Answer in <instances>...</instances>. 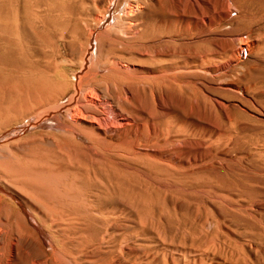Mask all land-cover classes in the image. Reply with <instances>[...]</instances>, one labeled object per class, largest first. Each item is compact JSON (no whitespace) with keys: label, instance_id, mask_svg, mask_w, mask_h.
Masks as SVG:
<instances>
[{"label":"rangeland","instance_id":"1","mask_svg":"<svg viewBox=\"0 0 264 264\" xmlns=\"http://www.w3.org/2000/svg\"><path fill=\"white\" fill-rule=\"evenodd\" d=\"M129 1L0 0V124H14L0 133L10 144L8 156L26 169H55L76 180L82 203L67 204L69 220L53 222L58 245L67 250L102 261L122 250V264H148L151 256L159 257L152 264L162 263V253L173 249L192 252L191 264H264V0H140L134 18L119 20ZM101 13L108 21L115 16L112 31L100 25ZM91 30L100 38L90 48ZM89 48L99 79L109 75L105 64L127 63L109 92L129 122L119 126L106 109V123L113 122H101L98 139L84 129L75 139L50 125L23 130L39 98L71 90ZM24 209L35 235L9 216L0 264H51L48 233ZM27 236L41 239L37 247Z\"/></svg>","mask_w":264,"mask_h":264},{"label":"bare ground","instance_id":"2","mask_svg":"<svg viewBox=\"0 0 264 264\" xmlns=\"http://www.w3.org/2000/svg\"><path fill=\"white\" fill-rule=\"evenodd\" d=\"M6 1V0H5ZM40 1V0H39ZM199 1V0H198ZM57 2V1H56ZM113 2V1H112ZM127 2V0H126ZM142 2V1H141ZM111 3V2H110ZM151 3V2H150ZM34 4V3H33ZM32 4V5H33ZM36 4V3H35ZM55 4V3H54ZM66 4V2H65ZM68 4V3H67ZM116 4V3H115ZM195 4V3H194ZM40 5V4H39ZM59 5V4H58ZM230 5V2H229ZM233 5V4H232ZM10 6V5H9ZM65 6V5H64ZM140 6V0H130L128 2V6L125 8L124 13L122 15V17L117 18L119 20H126L129 19L135 12V10ZM59 7V6H58ZM48 8V7H47ZM45 9V8H44ZM43 9V10H44ZM38 11V10H37ZM122 11V10H121ZM21 12V10H20ZM53 12V11H52ZM107 12V11H105ZM29 13V12H28ZM57 13V12H56ZM122 13V12H121ZM145 13V12H144ZM46 14V13H45ZM44 14V15H45ZM111 15V13H109ZM108 14V15H109ZM26 15V14H25ZM90 15V14H89ZM102 15V13H101ZM119 15V14H118ZM69 16V15H68ZM134 18V16H132ZM36 18V17H35ZM89 18V17H88ZM109 18V17H108ZM107 18V16H101L99 18V23L100 25L105 26L106 29L111 30L115 28L116 25V18L115 16H113V20L112 21H108L109 19ZM133 18L131 20H133ZM146 18V17H145ZM262 18V17H261ZM1 19V18H0ZM11 19V17H10ZM43 19V18H42ZM94 19V18H93ZM104 20V24H101V21ZM260 19V18H259ZM10 21V20H9ZM38 21V20H37ZM40 21V19H39ZM68 21V20H67ZM90 21V20H89ZM129 26H133L135 25V21H129ZM2 23V22H1ZM20 22H18L19 24ZM32 23V22H31ZM58 23V22H57ZM121 23V22H120ZM230 23V22H229ZM27 24V23H26ZM45 24V21H44ZM43 25V24H42ZM122 25V24H121ZM8 26V25H7ZM118 26V25H117ZM46 27V26H45ZM87 27V26H86ZM121 27V26H120ZM127 27V26H126ZM126 27H124V29H126ZM130 27V28H131ZM156 27V26H155ZM55 28V27H54ZM88 28V27H87ZM129 28V29H130ZM135 28V27H134ZM25 29V27H24ZM90 29V28H89ZM96 29V28H95ZM98 29V28H97ZM117 29V27H116ZM119 30H122L120 28H118ZM179 29V28H178ZM175 29V30H178ZM15 30V29H14ZM100 30V29H99ZM23 31V29H22ZM65 31V30H64ZM63 31V32H64ZM114 31V30H113ZM125 31V30H124ZM129 31V30H127ZM107 32V31H106ZM122 32V31H121ZM132 32V31H131ZM137 32V31H135ZM177 32V31H176ZM6 33V31H5ZM54 33V32H53ZM24 34V33H23ZM88 34V33H86ZM126 34V32H125ZM6 35V34H5ZM25 35V34H24ZM100 34L93 32V30H91L90 32V36L89 38H87L86 43H89V47L91 48V46H93V43L91 41V39H95V42H97L98 38ZM115 35V34H114ZM167 36V35H166ZM37 37V36H36ZM63 37V36H62ZM171 37V36H170ZM1 38V36H0ZM11 38V37H10ZM9 38V39H10ZM102 38V37H101ZM246 38V37H245ZM79 39V38H78ZM82 39V38H81ZM114 39V38H113ZM170 39V38H169ZM13 40V39H12ZM247 40V38H246ZM254 40V39H253ZM1 41V40H0ZM42 41V40H41ZM80 41V40H78ZM85 41V40H84ZM240 44L243 43L244 39L240 40ZM13 42V41H12ZM27 42V41H26ZM21 43V42H20ZM98 43V42H97ZM239 43V42H238ZM34 44V43H33ZM177 44V43H175ZM29 45V44H28ZM41 45V44H40ZM87 45V44H86ZM258 45V44H257ZM23 46V45H22ZM98 45H96L95 47H97ZM18 47V46H17ZM30 47V45H29ZM58 47V46H57ZM100 47V44L99 46ZM130 47V46H129ZM90 48L88 49V57L85 59L83 65H82V70L80 71V73L78 74L79 76L76 75V80H73L72 82H70L71 84V90L67 93V92H63L65 91L61 89L62 92H59L57 94V96L55 97H46V96H42L41 98H39V101H36V106L33 107L31 113H30V117H29V124H27L26 126L24 125V127H22L23 130H25L26 127L31 126V127H36L39 124L42 126H48L50 125L52 128L54 126L53 129H55L56 127L59 128V130L63 131V133H65V136L72 137L73 139H75V135H77L79 133L80 129H84L86 131V133H88V135L90 134L91 137H93V139L98 135L97 132H101L102 130V126H101V122L105 121V125L108 124L109 122H113L110 120L109 118V122L106 123V119L108 116V112L110 111L111 113H113V116H115L114 118L118 119L120 122V125H122V123H128L129 122V115L127 116L126 114L123 113H119L116 104H113L111 101V95L110 92L112 93V87H111V81L114 79V77H119L121 76V74H126L125 72H127V63L124 64L122 63L120 60H112L108 66V64H105L104 66H107L103 72H108L109 75L104 77L103 80L99 79V73L100 71H95L92 66H91V59L92 56H94V53L90 50ZM132 48V46H131ZM167 48V47H166ZM262 48V47H261ZM84 49V48H83ZM100 49V48H99ZM178 49V48H177ZM246 49V48H245ZM8 50V49H6ZM105 50V49H104ZM132 50V49H131ZM243 50V49H241ZM83 51V50H82ZM133 51V50H132ZM136 51V50H135ZM226 51H229L226 50ZM9 52V51H8ZM27 52V51H26ZM85 52V50L83 51ZM167 52V51H166ZM11 53V52H10ZM173 53V52H172ZM239 53V52H238ZM3 55V54H2ZM15 55V54H14ZM30 55V54H29ZM33 55V54H32ZM164 55V54H163ZM34 56V55H33ZM85 56V55H84ZM83 56V57H84ZM115 56V55H114ZM118 56V55H117ZM153 56V55H152ZM31 57V56H30ZM123 57V56H122ZM13 59H15L14 57H12ZM8 59L9 63L11 60L13 59ZM80 58V57H79ZM18 59V58H17ZM27 59V58H26ZM98 59V58H97ZM103 59V58H102ZM110 59V58H109ZM121 59V58H120ZM158 59V58H157ZM156 59V60H157ZM162 59V58H161ZM170 59V58H169ZM23 60V59H22ZM28 60V59H27ZM48 60V59H47ZM81 60V59H80ZM94 60V59H93ZM127 60V59H126ZM210 60V59H209ZM19 61V60H18ZM40 61V60H39ZM82 61V60H81ZM107 62V59L104 60ZM167 61V60H166ZM13 62V61H12ZM96 62V60H95ZM101 62V61H99ZM164 62V61H162ZM214 62V61H213ZM4 63V62H2ZM41 63V62H40ZM14 63H12L13 65ZM31 64V63H30ZM77 64V63H76ZM103 64V63H102ZM154 64V63H153ZM20 65V64H19ZM43 65V64H42ZM80 65V66H81ZM1 66V65H0ZM4 66V64H3ZM14 66V65H13ZM16 66V65H15ZM22 66V64H21ZM24 66V65H23ZM41 66V65H40ZM44 66V65H43ZM100 66V65H99ZM226 66V65H225ZM8 67V66H6ZM27 67V66H26ZM58 67V66H57ZM3 68V67H2ZM39 69H41V67H38ZM100 68V67H99ZM103 68V67H102ZM101 68V69H102ZM200 69V68H199ZM1 70V69H0ZM37 70V69H36ZM47 71V70H46ZM184 71V70H183ZM132 72V71H131ZM189 72V71H188ZM194 72V71H193ZM13 73V72H12ZM17 73V72H16ZM64 73V72H63ZM134 73V72H133ZM176 73V72H175ZM221 73V72H220ZM32 74V73H31ZM66 74V73H65ZM101 74V73H100ZM106 74V73H105ZM33 75V74H32ZM103 75V74H102ZM133 75V74H132ZM155 75V74H154ZM175 75V74H174ZM217 75V74H216ZM1 76V74H0ZM10 76V75H9ZM52 76V74H51ZM57 76V75H56ZM60 76V75H58ZM110 76V77H109ZM128 76V75H127ZM137 76V75H135ZM134 76V77H135ZM142 76V75H141ZM166 76V75H165ZM169 76V75H168ZM11 77V76H10ZM33 77V76H32ZM29 77V78H32ZM37 77V75H36ZM43 77V76H42ZM41 77V78H42ZM46 76H44L43 78H45ZM61 77V76H60ZM59 77V78H60ZM146 77V76H145ZM8 78V77H7ZM15 78V77H14ZM40 78V79H41ZM102 78V77H101ZM122 78V77H121ZM129 78V77H128ZM150 78V77H149ZM169 78V77H168ZM28 79V78H27ZM26 79V80H27ZM39 79V80H40ZM54 79V78H53ZM68 79V78H67ZM85 79V84L84 80ZM155 79V78H154ZM7 80V79H6ZM101 80L103 81L101 84ZM115 80V79H114ZM135 80V79H134ZM153 80V79H152ZM9 81V80H8ZM22 81V80H21ZM42 81H44L42 79ZM41 81V82H42ZM49 80H47L46 83ZM55 81V80H54ZM57 81V80H56ZM62 81V80H60ZM170 81V79H169ZM149 82H151V80H149ZM19 83V82H18ZM33 83V82H32ZM43 83V82H42ZM41 83V84H42ZM20 84V83H19ZM28 84V83H27ZM30 84V83H29ZM37 84V83H36ZM44 84V83H43ZM42 84V86H43ZM49 84L45 85L49 87ZM117 84V83H116ZM159 84V82H158ZM175 84V83H174ZM65 85V84H64ZM69 85V83H68ZM118 85V84H117ZM128 85V84H127ZM33 86V85H32ZM37 86V85H36ZM66 86V85H65ZM63 86V87H65ZM130 86V85H129ZM135 86V85H134ZM140 86V85H139ZM150 86V85H149ZM148 86V87H149ZM41 87V86H39ZM44 87V86H43ZM44 87V88H45ZM111 87V88H110ZM152 87V86H151ZM119 88V87H118ZM162 88V87H161ZM36 89V88H35ZM48 89V88H46ZM59 89V88H58ZM56 90V89H55ZM109 90H111L109 92ZM119 90V89H118ZM150 90V89H149ZM54 91V90H53ZM57 91V90H56ZM120 91V90H119ZM123 91V90H122ZM133 91V89H132ZM44 92H42L41 94H43ZM53 93V92H52ZM132 93V92H131ZM70 94V96L65 100V102L63 103H59L62 102L64 100V98ZM119 94V93H118ZM121 94V93H120ZM119 94V95H120ZM133 94V93H132ZM55 95V94H54ZM113 95V94H112ZM20 96V95H19ZM127 96V95H126ZM131 96V95H130ZM130 98V97H129ZM17 99V97H16ZM126 99V98H125ZM20 100V99H19ZM115 100V99H114ZM113 100V101H114ZM120 101V100H119ZM131 100H129L130 102ZM13 103V102H12ZM119 103V102H118ZM125 103V102H124ZM133 103V102H132ZM135 103V102H134ZM128 105V103H127ZM11 107V106H9ZM2 109V108H1ZM106 109H108L109 111L106 113ZM120 109V108H119ZM104 111V113H103ZM120 111V110H119ZM136 111V110H135ZM123 112V111H122ZM60 113V114H59ZM110 113V114H111ZM127 113V112H126ZM1 114V113H0ZM9 114V113H7ZM2 115V114H1ZM29 115V114H28ZM61 115V116H60ZM112 115V114H111ZM110 115V116H111ZM10 116V115H9ZM112 116V117H113ZM138 116V115H137ZM144 116V115H143ZM1 117V116H0ZM5 117H8L5 116ZM4 117V118H5ZM12 117V116H11ZM10 117V118H11ZM25 118L26 116L23 114L21 115V118ZM141 117V116H140ZM9 118V119H10ZM20 118V119H21ZM139 118V117H138ZM19 119V118H18ZM17 119V120H18ZM28 119V118H27ZM26 119V120H27ZM112 119V118H111ZM141 119V118H140ZM7 121V119H5ZM11 120V119H10ZM8 120V121H10ZM13 120V119H12ZM47 120H52L54 123H47ZM108 120V119H107ZM114 120V119H112ZM146 120V119H145ZM22 121V120H21ZM24 121V120H23ZM115 121V120H114ZM117 121V120H116ZM115 121V122H116ZM135 121V119H134ZM12 122V121H11ZM19 122V121H18ZM26 122V121H25ZM49 122V121H48ZM114 122V123H115ZM131 122V121H130ZM113 123V124H114ZM87 126L86 128H84V126ZM110 124V123H109ZM108 124V125H109ZM112 124V125H113ZM117 124V123H116ZM119 124V123H118ZM130 124V123H129ZM149 123H147L148 125ZM13 123L12 125H1L0 124V133H3V131L1 132V130L4 128V126H9L10 128L13 127ZM111 125V124H110ZM172 125V124H171ZM124 126V125H123ZM122 126V127H123ZM173 126V125H172ZM110 127V126H107ZM113 127V126H112ZM155 127V126H154ZM6 128V127H5ZM7 129V130H10ZM21 128V127H20ZM50 128V127H49ZM115 128V126H114ZM133 128V127H132ZM174 128V127H173ZM27 129V128H26ZM52 129V130H53ZM107 129V128H105ZM112 129V128H110ZM119 129V127H118ZM5 130V129H4ZM29 130V129H27ZM48 130V129H47ZM108 130V129H107ZM113 130V129H112ZM6 131V130H5ZM30 131V130H29ZM83 131V132H85ZM110 131V130H109ZM156 131V130H155ZM173 131V130H172ZM13 132H17V130H14ZM60 131H57V133ZM81 132V130H80ZM151 132V131H150ZM12 133V132H11ZM20 133V131H19ZM54 133V132H53ZM107 133V131H106ZM17 134V133H16ZM21 134V133H20ZM62 134V133H61ZM100 134V133H99ZM142 134V133H141ZM9 135V134H8ZM64 135V134H63ZM87 135V134H86ZM87 135V136H88ZM102 135V134H100ZM109 135V134H108ZM107 135V136H108ZM5 136V135H4ZM119 136V135H118ZM90 137V136H89ZM1 138V137H0ZM62 138V137H61ZM87 138V137H85ZM100 138V137H99ZM102 138V137H101ZM115 138V137H114ZM143 138V136H142ZM149 138V137H148ZM162 138V137H161ZM39 139V138H38ZM72 139V140H73ZM81 139V138H80ZM88 139V138H87ZM98 139V138H95ZM111 139V138H110ZM42 140V139H39ZM56 140V139H55ZM85 140V139H84ZM91 140V139H90ZM145 140V139H144ZM5 138H1L0 139V213L2 212L3 215L0 217V234H2V237L6 234H8L7 236H9V231L12 228V225L10 226V223L7 222V219L9 216H14V218L19 219L21 221H23L25 223V225L27 226L28 230L30 233L34 234L33 232L35 231V226L33 221L28 217V212H26V209H24V205L27 206V210H29V214L37 221V223L39 222V225H42L43 228L46 229L48 235L49 236V243L51 244L50 248V253L48 251V253L50 255L53 256V262H55V264H122L120 261V258L123 257V253L122 250L118 253H116L114 256H112L109 260L106 261H102L97 259V257L95 256L92 257L91 255L87 254L86 251H70L71 248L65 249L63 247H61L60 245H58V236L55 233V230L53 228V224L55 225V223L59 220H64L66 219V205H70L69 203H73L72 205H74L75 203H79L82 201H80L78 195L75 194L74 190H73V186L74 184H72L73 182H75L74 180H69L68 177L69 175H67V179L66 177L62 176L64 174L60 175V171H56L55 169H50V170H37V171H33L26 168H24L23 166H20L19 162L13 161L8 155V153H11L9 151L10 150V144H5L6 142ZM36 141V140H35ZM44 141V140H43ZM95 141V140H94ZM114 141V140H113ZM152 141V140H151ZM157 141V140H156ZM87 142V141H85ZM92 142V141H90ZM99 142V141H98ZM121 142V141H120ZM146 142V141H145ZM89 143V142H88ZM93 143V142H92ZM100 143V142H99ZM111 143V142H110ZM151 143V142H150ZM19 144V143H18ZM30 144V143H29ZM86 144V143H85ZM98 144V143H97ZM57 145V144H56ZM100 145H102L100 143ZM138 145V144H137ZM13 146V145H12ZM11 146V147H12ZM24 146V145H23ZM60 146V145H59ZM66 146V145H65ZM72 146V145H71ZM98 147V145H96ZM94 147V146H93ZM95 147V148H97ZM135 147V146H134ZM99 148V147H98ZM63 149V148H62ZM61 150V149H60ZM71 150V149H70ZM69 150V152H70ZM105 150V148H104ZM113 150V149H112ZM130 150V149H129ZM64 151V149H63ZM97 151V149H96ZM124 151V150H123ZM80 152V150H79ZM102 152V151H101ZM64 153V152H63ZM133 153V152H132ZM96 154V153H95ZM136 154V153H135ZM134 154V155H135ZM69 155V154H68ZM97 156V155H96ZM104 156V153L103 155ZM123 156V155H122ZM149 156V155H148ZM13 157V155H12ZM37 157V156H36ZM76 157V156H75ZM99 157V156H98ZM97 157V159H98ZM87 158V157H86ZM132 158V157H131ZM142 158V157H141ZM111 159V158H110ZM129 159V158H128ZM133 159V158H132ZM138 159V158H137ZM18 160V159H17ZM21 160V159H20ZM24 160V159H23ZM71 160V159H70ZM96 160V159H95ZM127 160V159H126ZM155 160V159H154ZM22 161V160H21ZM97 161V160H96ZM55 162V161H54ZM87 162V161H86ZM95 162V161H94ZM101 162V161H100ZM115 162V161H114ZM160 162V161H159ZM162 162V161H161ZM18 163V164H17ZM99 163V162H97ZM156 163V162H155ZM158 164V163H156ZM104 165V164H103ZM128 165V164H127ZM44 166V165H43ZM57 166V165H56ZM118 166V165H117ZM159 166V164H158ZM92 170V169H91ZM175 171V170H174ZM153 173V172H152ZM161 173V172H160ZM131 174V173H130ZM160 175V174H159ZM106 178V177H105ZM157 178V177H156ZM71 181V182H70ZM73 181V182H72ZM118 181V180H117ZM97 183V182H96ZM75 188V186H74ZM143 188V187H142ZM76 189V188H75ZM108 189V188H107ZM125 189V188H124ZM89 190V189H88ZM113 191V190H112ZM146 191V190H145ZM79 193V192H77ZM84 193V192H83ZM80 194V193H79ZM94 194V193H93ZM108 194V193H107ZM82 195V194H81ZM100 195V194H99ZM98 195V196H99ZM102 195V194H101ZM134 195V194H133ZM80 196V195H79ZM146 196V195H145ZM18 197L20 198V202H15L14 198ZM80 198L82 199V197L80 196ZM111 198V197H110ZM148 198V197H147ZM85 200V199H84ZM93 200V199H91ZM95 200V199H94ZM88 201V200H87ZM140 202V201H139ZM80 204V203H79ZM88 204V203H87ZM103 204V202H102ZM99 205V204H98ZM132 205V204H131ZM65 206V207H64ZM75 206V205H74ZM71 207V206H70ZM65 208V209H64ZM147 209V208H146ZM241 209V208H240ZM109 210V208H108ZM89 212V211H88ZM117 212V211H116ZM79 215V214H78ZM149 215V214H148ZM84 216V215H83ZM89 216V215H88ZM97 217V216H96ZM12 218V217H10ZM93 218V217H92ZM95 218V217H94ZM15 219V220H16ZM68 219V218H67ZM71 219V218H70ZM96 219V218H95ZM98 219V218H97ZM110 219V217H109ZM131 219V218H130ZM10 220V219H9ZM34 220V221H35ZM69 220V219H68ZM78 220V219H76ZM127 220V219H126ZM134 220V219H133ZM56 221V222H55ZM75 221V220H73ZM121 221V220H120ZM129 221V220H128ZM14 222H17L15 224H17V226H19V222L16 220ZM14 222L12 224H14ZM55 222V223H53ZM57 222V223H58ZM68 222V221H67ZM72 222V221H71ZM76 222V221H75ZM86 222V221H84ZM107 222V221H106ZM109 222V221H108ZM125 222V221H124ZM138 222V221H137ZM61 223V222H60ZM58 223V224H60ZM87 223V222H86ZM62 224V223H61ZM71 225V224H70ZM69 225V226H70ZM75 225V224H74ZM83 225V224H82ZM134 225V224H133ZM143 225V224H142ZM85 226V225H84ZM128 226V225H127ZM131 226V225H130ZM146 226V225H145ZM211 226V225H210ZM14 227V225H13ZM33 227V228H32ZM59 227V226H58ZM133 227V226H132ZM57 228V227H56ZM55 228V229H56ZM68 228V227H67ZM23 229V228H22ZM37 229V228H36ZM41 229V228H40ZM63 229V228H62ZM71 229V228H69ZM21 231V229H18ZM57 230V229H56ZM75 230V228H74ZM78 230V229H77ZM19 231V232H20ZM23 231V230H22ZM92 231V230H91ZM40 232V230H39ZM58 232V230H57ZM145 232V231H144ZM11 232L10 235H13ZM22 233V232H21ZM26 233V232H25ZM46 233V232H45ZM72 233V232H71ZM70 233V234H71ZM92 233V232H91ZM136 233V232H135ZM134 233V234H135ZM200 233V232H199ZM15 234H20L18 232H16ZM37 234V233H36ZM42 234V233H41ZM93 234V233H92ZM99 234V233H98ZM26 235V234H25ZM35 235V234H34ZM131 235V233H130ZM21 236V235H19ZM23 236V235H22ZM93 236V235H92ZM162 236V235H161ZM204 236V235H203ZM15 237V236H14ZM25 237V236H24ZM23 237V238H24ZM28 237V236H27ZM26 237V238H27ZM37 237V236H36ZM105 237V236H104ZM152 237V236H151ZM165 237V236H164ZM8 238H12V237H8ZM6 238V239H8ZM17 238V235H16ZM29 238V237H28ZM148 238V237H147ZM176 238V237H175ZM1 239V236H0ZM15 239V238H14ZM92 239V238H91ZM106 239V238H105ZM116 239V238H115ZM114 239V240H115ZM23 242V239H21ZM20 240V241H21ZM41 240V239H35L34 236H31V238H29V242L32 244H37V241ZM146 240V239H145ZM152 240V239H151ZM174 240V239H173ZM3 241V239H2ZM1 241V242H2ZM6 240L4 239V242ZM18 241V240H17ZM79 241V240H78ZM94 241V240H93ZM126 241V240H125ZM164 241V240H162ZM0 242V243H1ZM21 242V243H22ZM80 242V241H79ZM215 242V241H214ZM6 243V242H5ZM10 243L12 244V241L10 239ZM14 243V240H13ZM24 243V242H23ZM142 243V242H141ZM239 243V242H238ZM7 244L8 240H7ZM6 244V246H8ZM17 244V243H16ZM25 244V243H24ZM66 244V242H65ZM117 244V243H116ZM172 244V243H170ZM215 244V243H214ZM3 245V244H2ZM10 245V244H9ZM39 245V243H38ZM96 245V244H95ZM94 245V246H95ZM114 245V244H113ZM161 245V244H160ZM183 245V244H182ZM206 245V244H205ZM242 245V244H241ZM20 246V244L18 245ZM41 246V245H39ZM44 246V245H42ZM68 246V245H67ZM110 246V245H109ZM155 246V245H154ZM213 246V245H212ZM2 247V246H1ZM5 247V246H4ZM13 247V245H12ZM27 247V246H26ZM37 247V246H36ZM69 247V246H68ZM145 247V246H144ZM18 248V247H16ZM22 248V247H21ZM164 248V247H163ZM252 248V247H251ZM9 249V248H8ZM20 248H18L19 250ZM141 249V248H140ZM200 249V248H199ZM263 249V248H262ZM7 250V249H6ZM10 250V249H9ZM16 250V251H18ZM34 250V249H33ZM75 250V249H73ZM104 250V249H103ZM113 251H115L112 248ZM117 250V249H116ZM136 250V249H135ZM1 251V248H0ZM131 251V250H130ZM144 251V250H143ZM220 251V250H219ZM258 251V250H257ZM24 252V251H23ZM47 253V251H45ZM102 252V251H101ZM109 252V251H108ZM106 252V253H108ZM111 252V251H110ZM134 252V251H133ZM248 252V251H247ZM2 253V251H1ZM0 253V254H1ZM30 253V251H29ZM24 254V253H23ZM218 254V253H217ZM141 255V254H140ZM161 255V254H160ZM159 255V256H160ZM32 256V255H31ZM46 256V255H45ZM144 256V255H142ZM219 256V255H218ZM100 257V256H99ZM98 257V258H99ZM110 257V256H109ZM156 257L158 256H151L150 259H147L148 264H152L153 262H155ZM186 260H184L185 264H191L193 263L194 259L196 260V258H193L192 256V252H189L187 250H181V249H173V250H167L164 253H162V263H155V264H181V260L182 258ZM245 257V256H244ZM50 258V257H49ZM48 258V259H49ZM159 258V257H158ZM157 258V259H158ZM26 259V258H25ZM34 259V258H33ZM223 259V258H221ZM229 259V258H228ZM242 259V258H241ZM5 260V259H4ZM36 260V259H35ZM177 260V261H176ZM253 260V259H252ZM1 261V260H0ZM46 261V260H45ZM44 261V262H45ZM49 261V260H48ZM52 261L50 259L49 262ZM141 261V260H140ZM228 261V260H227ZM24 262V261H23ZM35 262V261H34ZM33 262V263H34ZM47 262V261H46ZM48 262V263H49ZM145 262V261H144ZM196 262V261H195ZM218 262V261H217ZM257 262V261H255ZM262 262V261H261ZM133 263V262H132ZM197 263V262H196ZM220 263V262H219ZM243 263V262H242ZM8 264V263H7ZM27 264V262H26ZM47 264V263H45ZM135 264H141L138 263L137 260L135 262ZM143 264V263H142Z\"/></svg>","mask_w":264,"mask_h":264}]
</instances>
